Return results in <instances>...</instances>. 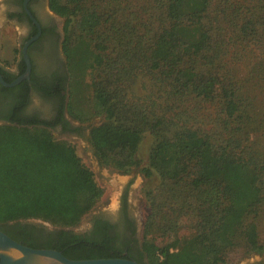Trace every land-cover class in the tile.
<instances>
[{
    "label": "trees",
    "instance_id": "16d2710c",
    "mask_svg": "<svg viewBox=\"0 0 264 264\" xmlns=\"http://www.w3.org/2000/svg\"><path fill=\"white\" fill-rule=\"evenodd\" d=\"M49 5L66 19L69 110L105 118L90 132L97 156L127 173L140 165L145 135L153 138L142 173L158 183L143 190L139 259L227 264L240 247L263 253L264 0ZM14 121L26 126H0V225L40 218L66 228L70 215L77 225L104 195L94 172L72 145L35 126L43 122ZM65 194L72 201L63 208ZM61 234L43 249L73 260L123 258L106 231Z\"/></svg>",
    "mask_w": 264,
    "mask_h": 264
},
{
    "label": "flooded vegetation",
    "instance_id": "af4514ba",
    "mask_svg": "<svg viewBox=\"0 0 264 264\" xmlns=\"http://www.w3.org/2000/svg\"><path fill=\"white\" fill-rule=\"evenodd\" d=\"M64 22V18L50 9L49 0H0V24L13 25L25 35L20 41V49L12 68L1 58L4 44L0 37V74L6 83L13 78L14 82L28 73L24 49L31 42L27 47L29 78L22 79L13 87L4 86L0 82V126H26L17 124L15 119L40 121L43 123L35 126L43 127L51 133L87 141L91 145L90 132L99 124L95 121L80 122L69 110L70 73L64 52ZM35 99L45 105L47 116L32 110ZM132 192V185H126L117 207H97L88 214L85 228L81 227L79 231L33 219L9 222L0 225V229L16 242L33 249H43L55 244L62 235L61 231L91 238L106 231L113 239V245L122 249L123 259L127 257L128 260L147 264L146 258L139 259L142 252L143 221L132 202ZM263 263L264 254L255 262L237 264Z\"/></svg>",
    "mask_w": 264,
    "mask_h": 264
},
{
    "label": "rangeland",
    "instance_id": "374dc122",
    "mask_svg": "<svg viewBox=\"0 0 264 264\" xmlns=\"http://www.w3.org/2000/svg\"><path fill=\"white\" fill-rule=\"evenodd\" d=\"M139 9V8H138ZM63 18V17H62ZM65 19V18H64ZM65 26H66V19H65ZM0 37L3 42V53L2 59H4L9 67L12 68L14 64L13 60H16L17 54L20 49V41L23 40L25 36L23 31H18L15 26L1 23L0 24ZM89 82V78L86 79ZM142 80L146 81L147 79H141L140 82L136 85V90L142 93ZM261 93V91H259ZM88 94L85 95V100L88 99ZM261 98L264 97L260 95ZM71 98V97H70ZM264 103V98L262 99ZM87 102V101H86ZM84 102V106L86 107L88 103ZM81 108V105H80ZM86 110V108H84ZM33 111H37L41 113L43 116H47V108L45 105L43 106L39 99H35L32 106ZM76 113V110L74 111ZM74 116V115H73ZM75 117V116H74ZM76 120L80 122H90L95 121L99 125L104 122V115H98L94 112H90L86 115L84 111L83 115L80 118L75 117ZM49 131V130H48ZM50 132V131H49ZM51 133V132H50ZM53 138L59 143H66L72 145L78 155L81 157L83 163L88 166L95 174L96 180L99 185L104 189V195L97 203L95 210L97 207L102 208H115L118 206L120 194L123 188L131 184L133 188L132 192V202L136 205V208L139 210V214L142 217V221L144 223V218L147 214V207L146 202L144 199V189L152 188L158 183V179L154 177L152 180L147 179L143 173L142 168L147 161L149 152L153 145V138L150 134H146L139 149L137 157L139 159L140 165L139 166H132L127 173L121 172L119 169H116L112 165H108L104 163L98 156L96 150L93 148L92 145H89L87 141H81L75 138H70L64 135H58L56 132L51 133ZM63 204V208L71 204L72 195L65 194L63 196H58V199ZM92 210V211H93ZM88 218V214L83 217L82 221L77 225L74 224V216L70 215L66 219L61 220L64 224H67L66 228L75 229L77 231L80 230L81 227L85 228V222ZM33 220H42L40 218H30ZM44 221V220H42ZM52 224V223H51ZM257 229H258V236L259 240L264 244V215L260 217L257 222ZM263 253H257L253 251H249L243 247H240L230 253L228 257L227 264H234V263H247L249 261H256L258 260L259 256L262 257ZM257 256V257H256ZM264 264V263H263Z\"/></svg>",
    "mask_w": 264,
    "mask_h": 264
},
{
    "label": "water",
    "instance_id": "95a60500",
    "mask_svg": "<svg viewBox=\"0 0 264 264\" xmlns=\"http://www.w3.org/2000/svg\"><path fill=\"white\" fill-rule=\"evenodd\" d=\"M28 1V0H27ZM27 3V2H26ZM27 10V9H26ZM30 14V12L27 10ZM24 49V56L28 63V73L16 81L8 84L0 74V82L7 87L17 85L22 79L29 78L30 62L27 55V47ZM0 264H140L136 261L111 258V259H87L73 260L65 257L62 252L53 249H33L26 247L9 237L0 229Z\"/></svg>",
    "mask_w": 264,
    "mask_h": 264
}]
</instances>
